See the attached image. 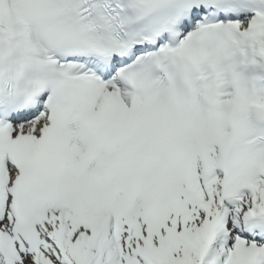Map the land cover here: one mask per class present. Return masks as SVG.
<instances>
[{
    "label": "snow or ice",
    "instance_id": "snow-or-ice-1",
    "mask_svg": "<svg viewBox=\"0 0 264 264\" xmlns=\"http://www.w3.org/2000/svg\"><path fill=\"white\" fill-rule=\"evenodd\" d=\"M0 264H264V0H0Z\"/></svg>",
    "mask_w": 264,
    "mask_h": 264
}]
</instances>
